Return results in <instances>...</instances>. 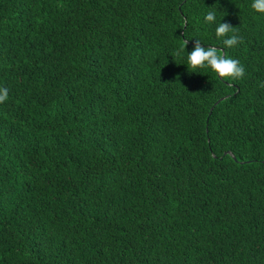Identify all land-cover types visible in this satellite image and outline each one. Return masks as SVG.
Returning <instances> with one entry per match:
<instances>
[{
	"label": "trees",
	"instance_id": "1",
	"mask_svg": "<svg viewBox=\"0 0 264 264\" xmlns=\"http://www.w3.org/2000/svg\"><path fill=\"white\" fill-rule=\"evenodd\" d=\"M252 3L0 0V264H264ZM196 39L244 77L190 72Z\"/></svg>",
	"mask_w": 264,
	"mask_h": 264
},
{
	"label": "clouds",
	"instance_id": "2",
	"mask_svg": "<svg viewBox=\"0 0 264 264\" xmlns=\"http://www.w3.org/2000/svg\"><path fill=\"white\" fill-rule=\"evenodd\" d=\"M251 8L257 12L264 14V0H253ZM216 20L215 13L210 11L204 17L205 23H214ZM233 27L229 23L221 22L216 27L215 34L218 39L222 40V43L226 48H233L241 43L240 37L237 35H231ZM188 41L185 42V45ZM184 50V45L181 46L175 53L179 56ZM190 72H196L201 68H210L217 76L224 80H237L241 79L245 75V68L239 60L230 58L227 55H221V50L216 47L205 48L202 46L200 40L196 39L194 42V48L188 53L187 63ZM9 96V90L6 87H0V104L7 101Z\"/></svg>",
	"mask_w": 264,
	"mask_h": 264
},
{
	"label": "water",
	"instance_id": "3",
	"mask_svg": "<svg viewBox=\"0 0 264 264\" xmlns=\"http://www.w3.org/2000/svg\"><path fill=\"white\" fill-rule=\"evenodd\" d=\"M223 55H224V54H223ZM223 99H224V98L220 99L219 101H221V100H223ZM219 101H218V102H219ZM229 154L233 156L232 153L229 152ZM233 158L236 160L235 156H233Z\"/></svg>",
	"mask_w": 264,
	"mask_h": 264
}]
</instances>
